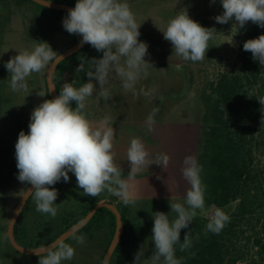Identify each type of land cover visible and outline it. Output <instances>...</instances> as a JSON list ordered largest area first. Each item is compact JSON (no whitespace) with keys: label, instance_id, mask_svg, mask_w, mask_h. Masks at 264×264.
<instances>
[{"label":"rangeland","instance_id":"374dc122","mask_svg":"<svg viewBox=\"0 0 264 264\" xmlns=\"http://www.w3.org/2000/svg\"><path fill=\"white\" fill-rule=\"evenodd\" d=\"M230 5L224 0H85L86 7L103 14L97 44L108 51L82 88L79 136L70 160L50 188H38L29 219L53 222L95 195L124 198L133 220L153 223L146 225L130 264H168L170 239L184 219L194 213L210 219L216 212L196 203L192 184L203 81L242 71L243 19ZM196 18L203 20L212 43L209 60L189 58L180 37L183 24ZM54 21L32 4L0 1V121L6 153L0 170V235L6 234L11 210L48 146L52 125L45 112L44 80L49 57L81 32L55 30ZM115 146L124 162L139 155L146 163L156 159L149 168L167 167L165 186L148 191L143 184L141 194L123 196L118 172L102 160ZM260 163L264 166V156ZM99 243H68L37 256L0 253V264H96Z\"/></svg>","mask_w":264,"mask_h":264},{"label":"trees","instance_id":"16d2710c","mask_svg":"<svg viewBox=\"0 0 264 264\" xmlns=\"http://www.w3.org/2000/svg\"><path fill=\"white\" fill-rule=\"evenodd\" d=\"M12 1L16 5L32 4L45 16L52 17L55 30H80V34L71 37L70 45L89 32L90 18L84 11L47 8L31 0ZM47 1L85 6V0ZM224 1H230V11L240 14L243 19L238 46L242 71L223 72L203 81L199 92L202 115L192 184L196 203L204 208H215L219 218L211 220L197 213L186 217L170 239L168 264H264V166L260 163V157L264 156V0ZM95 12L100 23L103 14ZM36 35L40 42L42 35L39 32ZM180 37L189 58L203 55L205 59H210L212 43L201 18L185 22ZM107 51L106 46L97 44L96 36L54 66L51 78L69 118L70 150L64 161L47 173L28 197L14 221L12 234L19 244L34 249L69 229L94 204L107 201L117 207L122 220V232L108 264H130L146 225L152 226L153 223L143 224L133 220L131 207L124 198L111 196V199H103L95 195L53 222L29 219L30 203L38 188H50L52 180L70 160V151L75 148L79 136L78 110L82 88ZM54 56H50L49 61ZM44 92L45 112L52 130L48 146L33 169L31 178L52 162L65 144L58 106L46 85ZM3 103L0 80V115ZM5 160L0 121V170ZM114 228L113 212L109 208L99 207L83 227L44 255L68 243L82 246L97 239L100 243L96 264H101ZM3 230V226H0V231ZM0 237V253L18 252L11 246L5 233ZM166 243L162 240V245Z\"/></svg>","mask_w":264,"mask_h":264},{"label":"water","instance_id":"95a60500","mask_svg":"<svg viewBox=\"0 0 264 264\" xmlns=\"http://www.w3.org/2000/svg\"><path fill=\"white\" fill-rule=\"evenodd\" d=\"M35 3H38L42 6H45L47 8H53L57 10H66V11H84L89 15L90 18V28L88 34L76 41L75 43L69 45L59 53H57L47 64L46 70H45V85L47 88L48 93L52 96L54 102L58 106V111H59V117L62 123V129L64 132L65 136V144L62 149V151L58 154V156L50 163L46 164L43 166L38 173L29 181V183L26 185L25 190L20 194L18 197L13 209L11 210L8 224L6 227V236L11 244V246L17 250L18 252L26 255H42L47 253L51 248L55 247L57 244L61 243L64 241L66 238H68L70 235L78 231L81 227H83L87 221L90 219L92 214L95 212V210L99 207H106L109 208L115 217V228L114 232L112 235V238L110 240V243L108 247L106 248L101 264H108L110 256L116 246V243L121 235L122 232V220H121V215L119 213V210L117 207L107 201H100L93 206L90 207V209L87 211V213L74 225L69 227V229L61 232L59 235H57L53 240H51L49 243H46L44 245H41L39 247H36L34 249L27 248L21 244H19L15 238L13 237L12 234V228L14 221L16 220L17 216L20 214L25 202L27 201L28 197L31 195L33 190L36 188V186L40 183V181L43 179V177L49 173L50 171L54 170L56 167H58L66 158L67 154L69 153L70 150V145H71V129H70V123H69V118L66 112V109L60 100L56 89L54 82L52 81L51 78V73L54 68V66L63 58L69 56L70 54L76 52L86 44H88L94 37H96L97 32H98V26L99 23L96 18V12L86 6H70L67 4L63 3H52L47 0H31Z\"/></svg>","mask_w":264,"mask_h":264},{"label":"crops","instance_id":"0c3cea01","mask_svg":"<svg viewBox=\"0 0 264 264\" xmlns=\"http://www.w3.org/2000/svg\"><path fill=\"white\" fill-rule=\"evenodd\" d=\"M113 149V154L103 156L102 160L105 165H112L118 172L119 175L117 174L116 182L119 184L118 189H121L123 196L128 197L133 195L132 193L139 192L143 184L148 191L155 188V185H157V188H163L165 186L167 183L166 179L169 178L168 168L164 165L160 168H149L156 159L154 162L150 161L146 163L147 160H145V158L139 155H130L131 158L127 162H124L120 156L119 146H115ZM151 169L156 170L157 174L146 176L143 174V172Z\"/></svg>","mask_w":264,"mask_h":264},{"label":"built area","instance_id":"2783aa9c","mask_svg":"<svg viewBox=\"0 0 264 264\" xmlns=\"http://www.w3.org/2000/svg\"><path fill=\"white\" fill-rule=\"evenodd\" d=\"M210 219H217L218 218V213L217 211L216 212H213L212 214H210Z\"/></svg>","mask_w":264,"mask_h":264}]
</instances>
